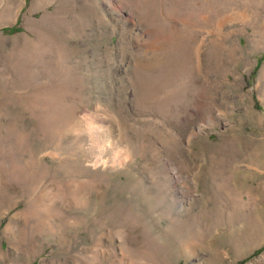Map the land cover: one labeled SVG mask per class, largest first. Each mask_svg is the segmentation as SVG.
<instances>
[{
    "label": "rangeland",
    "instance_id": "rangeland-1",
    "mask_svg": "<svg viewBox=\"0 0 264 264\" xmlns=\"http://www.w3.org/2000/svg\"><path fill=\"white\" fill-rule=\"evenodd\" d=\"M0 264H264V0H0Z\"/></svg>",
    "mask_w": 264,
    "mask_h": 264
},
{
    "label": "trees",
    "instance_id": "trees-1",
    "mask_svg": "<svg viewBox=\"0 0 264 264\" xmlns=\"http://www.w3.org/2000/svg\"><path fill=\"white\" fill-rule=\"evenodd\" d=\"M18 23H19V22H18ZM17 30H18L17 25L12 26V27H6V28H4V31H10V32H15V31H17ZM260 62H261V60H259L257 66H259Z\"/></svg>",
    "mask_w": 264,
    "mask_h": 264
},
{
    "label": "bare ground",
    "instance_id": "bare-ground-1",
    "mask_svg": "<svg viewBox=\"0 0 264 264\" xmlns=\"http://www.w3.org/2000/svg\"><path fill=\"white\" fill-rule=\"evenodd\" d=\"M38 6V5H37ZM37 6H35V7H37ZM60 6V5H59ZM40 8V7H39ZM42 8V7H41ZM46 8V7H45ZM43 9V8H42ZM58 9H60V8H58ZM61 10H62V8H61ZM60 10V11H61ZM32 22V21H31ZM34 23V22H33ZM33 26H34V24H33ZM37 27H38V25H37ZM35 30V29H34ZM206 122H208V121H206ZM189 166V165H188ZM197 229V228H196ZM194 230V229H193ZM192 233V232H191Z\"/></svg>",
    "mask_w": 264,
    "mask_h": 264
}]
</instances>
